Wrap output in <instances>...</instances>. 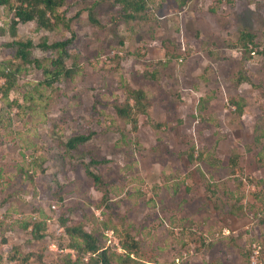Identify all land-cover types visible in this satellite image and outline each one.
<instances>
[{"label": "rangeland", "instance_id": "obj_1", "mask_svg": "<svg viewBox=\"0 0 264 264\" xmlns=\"http://www.w3.org/2000/svg\"><path fill=\"white\" fill-rule=\"evenodd\" d=\"M91 6L106 27L89 21ZM117 7L65 0L58 11L69 27L28 21L13 37L0 6V67H18L0 93V264H65V226L104 242L107 219H122L138 242L115 264H264V0H151L144 15L115 25ZM240 29L255 34L250 56L235 44ZM71 31L79 70L49 86L5 45ZM127 86L149 102L133 132L113 108ZM91 132L79 145L87 155L65 150L69 136ZM90 156L102 186L86 174ZM30 218L49 219L46 237L32 238L22 225ZM111 247L123 252L118 238Z\"/></svg>", "mask_w": 264, "mask_h": 264}, {"label": "trees", "instance_id": "obj_2", "mask_svg": "<svg viewBox=\"0 0 264 264\" xmlns=\"http://www.w3.org/2000/svg\"><path fill=\"white\" fill-rule=\"evenodd\" d=\"M65 0H0V6H6L11 13L10 20L7 24V29L11 36H16L17 25L32 21L38 28L51 30L59 24H64L69 27L68 23L64 21V17L58 11V8L63 5ZM151 0H113L118 5L116 15L110 18L113 24H118L120 21L136 20L145 14L146 8ZM88 19L91 23L106 27V24L101 23L94 12V7L88 8ZM74 33L71 31V36L48 42L42 39L39 42H34L31 38L25 39H12L5 43L6 46L13 49V59L21 62V64H33L34 67L41 70L43 80L42 83L52 85L55 81L63 77H73L79 70L78 54H73L70 51V45L73 41ZM255 34L246 30L240 29L239 35L235 40V44L246 52L248 56L255 53V51L248 46L253 44ZM38 48L41 52L48 53V56L43 60L33 56V50ZM263 51V50H262ZM53 54L51 57L50 54ZM260 53H264L260 52ZM71 60L70 64L66 61ZM18 67H12L8 62H1L0 78L3 82L0 83V93L7 95L9 90L12 89L16 77ZM235 108L239 114L242 113V100L235 102ZM149 106L148 98L145 91L141 88L126 87V95L122 102L113 104L115 114L118 118L125 121L130 130L133 132L138 127V115L146 114ZM92 135L88 134H74L69 136L64 141L65 150L68 152H80V156L87 155L86 151H82L79 145L89 140ZM99 159L92 156L88 157L85 163L86 174L92 179L97 186L103 185L101 176L96 173L91 166L99 163ZM228 165L231 174L234 173V167H238V154L233 152L229 156ZM102 201H108V193L105 189L102 195ZM108 205L106 204V207ZM47 219H32L23 222V227L30 228L32 238L40 240L46 237L45 223ZM63 221V220H61ZM101 226L105 230L104 242L94 231H87L81 225L65 226V233L69 239L68 248L69 252L65 255V264H115L117 261L126 262L130 256L137 251L138 242L130 234L128 229L124 226L121 220H115L111 223L101 221ZM118 238L119 246L122 249L121 254H117L112 249V238ZM112 250H111V249ZM34 254H26L23 259L26 261L28 257ZM119 259L114 261L115 257ZM16 259V256H12ZM39 261L41 256L38 255Z\"/></svg>", "mask_w": 264, "mask_h": 264}, {"label": "built area", "instance_id": "obj_3", "mask_svg": "<svg viewBox=\"0 0 264 264\" xmlns=\"http://www.w3.org/2000/svg\"><path fill=\"white\" fill-rule=\"evenodd\" d=\"M52 207L54 208V207H55V205H52ZM47 221H49V219H47Z\"/></svg>", "mask_w": 264, "mask_h": 264}]
</instances>
